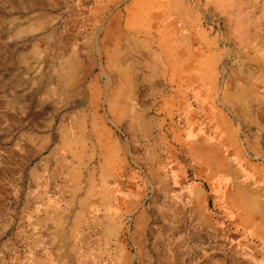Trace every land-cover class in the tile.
Listing matches in <instances>:
<instances>
[{
	"label": "rangeland",
	"instance_id": "rangeland-1",
	"mask_svg": "<svg viewBox=\"0 0 264 264\" xmlns=\"http://www.w3.org/2000/svg\"><path fill=\"white\" fill-rule=\"evenodd\" d=\"M0 264H264V0H0Z\"/></svg>",
	"mask_w": 264,
	"mask_h": 264
}]
</instances>
